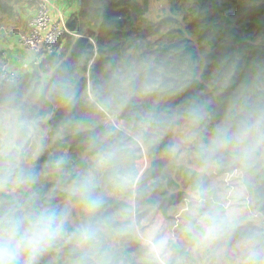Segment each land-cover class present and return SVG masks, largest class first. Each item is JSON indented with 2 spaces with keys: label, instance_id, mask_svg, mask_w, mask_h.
I'll return each mask as SVG.
<instances>
[{
  "label": "trees",
  "instance_id": "16d2710c",
  "mask_svg": "<svg viewBox=\"0 0 264 264\" xmlns=\"http://www.w3.org/2000/svg\"><path fill=\"white\" fill-rule=\"evenodd\" d=\"M39 3L0 0V35L26 33ZM38 68L15 83L0 71V215L68 213L64 234L32 264H160L134 228L149 214L167 218L184 197L162 264H264V0H78ZM106 113L121 128L108 129ZM185 133L200 137L187 150ZM113 151L118 171L139 178L128 192L99 167ZM209 164L216 175L240 171L245 216L231 217L210 187ZM90 178L103 200L91 218L71 191ZM197 187L208 189L203 213L215 203L226 221L207 238L189 213ZM86 225L102 229L94 252L78 239Z\"/></svg>",
  "mask_w": 264,
  "mask_h": 264
},
{
  "label": "clouds",
  "instance_id": "9594fccd",
  "mask_svg": "<svg viewBox=\"0 0 264 264\" xmlns=\"http://www.w3.org/2000/svg\"><path fill=\"white\" fill-rule=\"evenodd\" d=\"M120 159L121 156L116 151L106 153L100 157L99 167L108 173V184L113 190L128 192L133 184L139 182V178L133 168L118 171L117 162ZM71 191L82 203L89 218L96 216L101 210L103 200L96 193L93 178L76 184ZM190 199L189 213L191 217H196L208 200V189L197 187ZM67 215V211L58 210L56 207H38L31 210L21 206L10 207L0 215V264H32L38 253L47 250L53 241L64 234ZM224 222L225 219L217 215L215 203L210 204L208 211L197 220L205 238L213 235ZM100 231L102 229L98 227L86 225L79 230L78 239L83 244L92 245L94 252V241ZM168 242V237L159 236L157 232L144 238L149 256L160 264Z\"/></svg>",
  "mask_w": 264,
  "mask_h": 264
},
{
  "label": "rangeland",
  "instance_id": "374dc122",
  "mask_svg": "<svg viewBox=\"0 0 264 264\" xmlns=\"http://www.w3.org/2000/svg\"><path fill=\"white\" fill-rule=\"evenodd\" d=\"M46 1H47V5L49 6V9H50V14H52L53 8L58 9L59 10L58 13L62 12L60 10V8H58V5L56 3H54L53 0H46ZM64 1H67V0H64ZM40 2H41V0H40ZM68 3H67L68 4L67 11H69V13L77 10L78 0H69ZM67 4H64L62 6H66ZM61 17L62 18H60L59 15L57 16V18H59L58 19L59 21H62V19L66 20V18H64L65 16L63 14ZM64 23H65V21H63V24ZM0 41L1 42L5 41V38L1 35H0ZM18 44H19V41H18ZM20 58L22 59L21 54H20ZM25 67L26 66H24V68ZM25 69H27V68H25ZM24 70H22V71L17 70L20 74V77H21L22 73H23V75L25 74ZM117 117H118V122L115 123V125L117 126V128H121L120 115H117ZM111 122H112V120L106 117V125H109ZM115 122H116V120H115ZM181 141H182V146H183L184 150H187L189 148L188 147L189 144L199 142L200 137L196 134H193V133H185L184 136L182 137ZM38 146H40L39 150H42L43 148L47 147V144H46V142L38 143ZM144 156L146 157V155H144ZM144 156L141 157L137 162V168H138L139 175L143 174L146 171L147 167L150 165L147 157L143 160ZM213 168H214V166L212 164H209L207 166V168H205V170L210 174V178H211L210 187L215 188L221 196L225 197V196H227L229 191L225 189L226 187H224V185H223L222 177H219L213 173V171H212ZM239 181L240 180L238 178L233 177V180H232V183L234 185V191H232L233 192L232 193L233 203L230 206L229 210L232 211V213H233L232 216L230 215L231 217L239 216V218H241V217L245 216L246 212L248 213V211L246 210V201H245V193L246 192H245L244 188L241 186V183H239ZM184 198H182V199L178 198L172 204V206L170 207V209L168 211L167 218L162 217V215L160 213H155L152 216L149 214L148 216H146V218L144 220L147 221V224L145 226H143L142 228H139V229L136 226L134 228V235L137 238H139L140 240H142V243H144V238L147 237L148 234L153 233V232H157L159 236H164V237H168V238L170 237V235L173 236L171 234V226H173L172 224L174 222L175 216L181 212V209L185 203ZM229 210H228V212H229ZM202 214H203V210L200 209L196 216L199 218V216ZM233 218H237V217H233ZM178 226H179V224H178Z\"/></svg>",
  "mask_w": 264,
  "mask_h": 264
},
{
  "label": "built area",
  "instance_id": "2783aa9c",
  "mask_svg": "<svg viewBox=\"0 0 264 264\" xmlns=\"http://www.w3.org/2000/svg\"><path fill=\"white\" fill-rule=\"evenodd\" d=\"M64 28V24L52 18L50 14L49 6L46 0H41L38 5V9L34 16L29 19L27 23L26 33L18 35L20 46L27 52L35 54L34 62L39 64L42 58L50 53L56 42L60 37V33ZM1 76L3 80L7 83H15L19 80L18 73L16 70H12L6 66L0 68ZM109 118L112 122L109 125H105L108 129L117 128L115 123L118 122L117 115L113 116L112 113H106L105 119ZM116 120V122H115ZM223 180V185L225 189L229 191L227 196L224 197L225 206L229 208L233 203L232 191H234V185L232 183L233 177L238 178L241 181V173L238 170H233L221 175ZM232 178V179H231ZM185 203L181 209V212L187 210L190 200L185 197ZM246 206L248 208V201L246 199ZM248 211L250 212L249 208ZM180 213H178L171 226V234L174 235L176 228L178 227L180 221ZM256 218L257 214H253Z\"/></svg>",
  "mask_w": 264,
  "mask_h": 264
},
{
  "label": "crops",
  "instance_id": "0c3cea01",
  "mask_svg": "<svg viewBox=\"0 0 264 264\" xmlns=\"http://www.w3.org/2000/svg\"><path fill=\"white\" fill-rule=\"evenodd\" d=\"M53 1H54V3H56L58 5V8H60V10L62 12L58 13L59 10L56 9V8H53V12L51 14L52 18L57 20V21H59L58 20L59 18H57V16L59 15V17L62 18L61 17L62 14L65 16L64 18H66L67 15L69 14V11H67V7H68V4H69L68 1L69 0H67V1H64V0H53ZM64 4H67V5L66 6H62ZM63 21H65V20L62 19V21H60V22L63 23ZM18 41H19L18 36H15V35L13 37L7 38V40H5L4 42L0 41V51H1V54H2V56H3V58H4L5 62H6L5 66L10 68V69H12V70H16V71L17 70L22 71L25 68H27V69H25L24 72H26L28 70H32L30 64L33 61V58H35L36 56H35V54L29 53L25 49H23L20 46V44H18ZM20 54H21L22 59L20 58ZM24 66H26V67L24 68ZM144 155H145V153L142 155V157ZM146 157L144 156L143 160ZM149 166L147 167V169L149 168ZM217 176L221 177V175H217ZM239 183H241V181H239ZM241 186L243 187L242 183H241ZM140 241L142 242V240H140Z\"/></svg>",
  "mask_w": 264,
  "mask_h": 264
},
{
  "label": "water",
  "instance_id": "95a60500",
  "mask_svg": "<svg viewBox=\"0 0 264 264\" xmlns=\"http://www.w3.org/2000/svg\"><path fill=\"white\" fill-rule=\"evenodd\" d=\"M30 66H31L33 72H35V73L39 72L38 64L36 62L32 61ZM112 115L115 116V114H113V113H112Z\"/></svg>",
  "mask_w": 264,
  "mask_h": 264
}]
</instances>
